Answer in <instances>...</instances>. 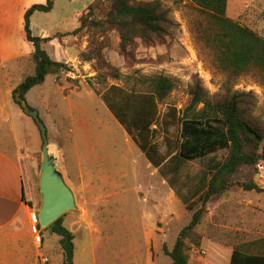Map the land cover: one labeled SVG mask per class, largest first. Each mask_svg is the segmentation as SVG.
I'll use <instances>...</instances> for the list:
<instances>
[{
	"label": "rangeland",
	"instance_id": "obj_1",
	"mask_svg": "<svg viewBox=\"0 0 264 264\" xmlns=\"http://www.w3.org/2000/svg\"><path fill=\"white\" fill-rule=\"evenodd\" d=\"M3 1L0 0V13ZM97 2L95 16L102 18L108 9L107 0H54L51 12L33 14V35L55 37L43 48L53 60L67 56L62 63L72 72L48 76L43 85L29 91L26 103L38 111L47 129L49 148L75 194L76 210L63 217V226L75 238L73 264H170L163 248L172 246L189 223L190 213L156 169L145 170L146 158L96 92L102 94L110 86L123 88L126 93L144 92L142 81L158 76L169 78L173 89L158 105V120L152 127L156 131L154 143L168 158L177 151V119L189 105L191 91L202 88L208 99L218 101L223 97L226 77L213 67L212 53L201 42L205 16L188 0L177 4L166 0L163 5L169 10L173 26L162 40L151 44L137 40L122 56L117 50V34H108L112 45L103 51V57L121 77L101 82L96 77L106 70L80 60V54L90 47L91 37L63 36L78 28L79 19ZM32 4H38L37 0L13 5L7 31L9 48L25 55L9 63L0 61V150L32 181L38 204L30 209L37 216L42 140L32 118L22 112L11 95L24 76L34 72L30 58L33 49L24 38L22 13L25 6L28 9ZM253 8L249 0H229L228 14L252 13ZM3 27L0 23V32ZM68 79H78L79 87ZM233 90L251 92L257 101L253 115L264 121L263 88L246 76L236 80ZM203 163H191L186 170L197 174ZM233 180L253 181L264 189V162L241 167ZM206 209L195 228L201 237L200 247L188 246V264H209L208 250L227 255L237 244L264 238V193L233 187L211 198ZM57 240L58 236L49 230L43 232L40 250L34 242L35 264H40L41 255L49 259V264H63Z\"/></svg>",
	"mask_w": 264,
	"mask_h": 264
},
{
	"label": "trees",
	"instance_id": "obj_2",
	"mask_svg": "<svg viewBox=\"0 0 264 264\" xmlns=\"http://www.w3.org/2000/svg\"><path fill=\"white\" fill-rule=\"evenodd\" d=\"M108 9L102 18L95 16L99 3L88 7L87 13L79 19V27L63 36L87 34L91 37L89 49L80 54L81 62L91 63L96 69L106 73L97 75L105 82L106 78L119 79L118 70L103 57V51L111 47L109 33L118 36L117 50L125 56L137 40L144 44L160 41L167 36L173 23L169 10L164 7L166 0H107ZM182 3L184 0H172ZM205 16L201 27V42L211 51L213 67L226 77L222 85L223 97L212 101L205 96L202 88L191 91L189 105L177 119L180 125L177 151L165 158L154 143L158 120V105L173 89V82L158 76L144 80V92L126 93L123 88L110 86L100 96L103 104L114 119L123 127L147 162L165 179L176 197L190 213L189 223L182 228L170 248L163 253L170 264H188V246L200 247L201 237L195 232L206 213L207 204L217 195H222L233 187L245 192L264 193L255 182H235V174L241 167H255L264 162V121L253 115L257 101L251 92L233 90L240 77H250L264 91V36L238 19L227 16L228 0H188ZM54 0L44 4H33L23 15L25 41L33 51L31 62L34 72L24 76L12 91V101L21 108L20 101L35 87L45 83L48 76H60L72 72L65 63L50 58L43 45L55 37H39L32 33L31 17L36 12L49 13ZM101 38V40H99ZM104 70V71H105ZM91 79L87 84L91 85ZM79 87L78 79H68ZM264 95V94H263ZM31 108V107H30ZM264 110V96L263 106ZM33 109V108H31ZM174 112V111H173ZM203 161L197 174L187 171L189 164ZM32 208V203L26 202ZM58 218L43 232L49 230L58 236L59 249L63 253V264H73L74 235L63 226V217ZM209 264H264V238L237 244L229 254L207 251Z\"/></svg>",
	"mask_w": 264,
	"mask_h": 264
},
{
	"label": "crops",
	"instance_id": "obj_3",
	"mask_svg": "<svg viewBox=\"0 0 264 264\" xmlns=\"http://www.w3.org/2000/svg\"><path fill=\"white\" fill-rule=\"evenodd\" d=\"M23 1L26 2L27 0L3 1L4 5L0 13V23H3L4 26L0 32L1 62H13L25 55L22 52L18 53L13 48L11 50L7 37L8 26L14 13L13 5L15 3L20 4ZM37 2L38 4H44L45 0H37ZM249 4L254 6L252 13L242 11L238 12L236 16H230L227 7V16L231 19L240 20L264 36V0H249ZM26 9L25 6L22 13H25ZM29 46L31 47L30 44ZM59 46L63 49L60 43ZM28 51L26 54H28ZM68 57L70 58V56ZM62 58L65 59L67 56L63 55V57L60 56L54 59L62 62ZM12 135L17 140L13 127ZM151 167L147 163L145 170L149 172ZM23 196L25 201L32 203L33 206L38 204L32 181L26 177L22 168L13 159L0 150V264H35L37 249L34 244L30 218L35 210L30 209L22 202Z\"/></svg>",
	"mask_w": 264,
	"mask_h": 264
},
{
	"label": "water",
	"instance_id": "obj_4",
	"mask_svg": "<svg viewBox=\"0 0 264 264\" xmlns=\"http://www.w3.org/2000/svg\"><path fill=\"white\" fill-rule=\"evenodd\" d=\"M20 104L22 112L31 117L38 127L42 140V161L38 177L40 206L37 220L40 229H46L64 214L76 210L75 194L64 178L57 157L49 148L47 129L38 111L31 109L26 101H20Z\"/></svg>",
	"mask_w": 264,
	"mask_h": 264
},
{
	"label": "built area",
	"instance_id": "obj_5",
	"mask_svg": "<svg viewBox=\"0 0 264 264\" xmlns=\"http://www.w3.org/2000/svg\"><path fill=\"white\" fill-rule=\"evenodd\" d=\"M263 22H264V17H263ZM32 222V232L34 235V242L37 246V249H41V245H42V239H41V235H40V231L38 230V220H37V216L36 214H33V217L31 219ZM40 264H49V259L47 257H45L44 255L40 256Z\"/></svg>",
	"mask_w": 264,
	"mask_h": 264
}]
</instances>
